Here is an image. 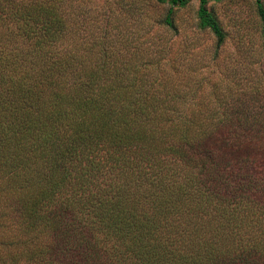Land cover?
<instances>
[{
    "label": "trees",
    "instance_id": "obj_1",
    "mask_svg": "<svg viewBox=\"0 0 264 264\" xmlns=\"http://www.w3.org/2000/svg\"><path fill=\"white\" fill-rule=\"evenodd\" d=\"M76 1L0 0V264H264V0L208 75Z\"/></svg>",
    "mask_w": 264,
    "mask_h": 264
},
{
    "label": "rangeland",
    "instance_id": "obj_2",
    "mask_svg": "<svg viewBox=\"0 0 264 264\" xmlns=\"http://www.w3.org/2000/svg\"><path fill=\"white\" fill-rule=\"evenodd\" d=\"M77 8L87 10L90 26L105 23L122 25L134 29L148 28V36L157 42L166 40L172 48L183 53L185 60L196 65L197 71L210 74L213 68L209 58L213 52V37L207 31L195 28V9L198 0H189L184 7L174 10L173 22L176 30L171 31L159 24L166 6L155 0H82L76 1ZM217 16L226 37L218 51V59L234 55L237 44L251 39L257 42L258 20L254 12V0H218L207 3ZM208 66H207V65ZM217 74V72H215Z\"/></svg>",
    "mask_w": 264,
    "mask_h": 264
}]
</instances>
